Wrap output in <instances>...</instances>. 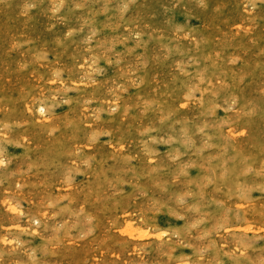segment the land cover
Wrapping results in <instances>:
<instances>
[{
    "label": "rangeland",
    "instance_id": "rangeland-1",
    "mask_svg": "<svg viewBox=\"0 0 264 264\" xmlns=\"http://www.w3.org/2000/svg\"><path fill=\"white\" fill-rule=\"evenodd\" d=\"M263 28L264 0H0V264H264Z\"/></svg>",
    "mask_w": 264,
    "mask_h": 264
},
{
    "label": "bare ground",
    "instance_id": "bare-ground-1",
    "mask_svg": "<svg viewBox=\"0 0 264 264\" xmlns=\"http://www.w3.org/2000/svg\"><path fill=\"white\" fill-rule=\"evenodd\" d=\"M211 1H212V0H211ZM217 1H218V0H216V2H217ZM211 3H212V2H211ZM221 3H222V2H221ZM223 4H224V3H223ZM214 5H216V4H214ZM223 8H224V7H223ZM46 9H47V8H46ZM216 10H217V9H216ZM224 10H225V9H224ZM239 10H240V9H239ZM223 12H224V11H223ZM236 12H237V11H236ZM241 12H242V11H241ZM205 13H206V12H205ZM210 13H211V12H210ZM210 13H209V14H210ZM229 13H231V12H229ZM242 13H243V12H242ZM216 14H217V13H216ZM236 14H237V13H236ZM9 15H10V14H9ZM219 15H221V14H219ZM219 15H218V17H219ZM243 15H244V14H243ZM207 17H208V15H207ZM212 18H213V17H212ZM234 18H235V17H234ZM206 19L208 20V18H206ZM241 19H242V18H241ZM243 19H244V18H243ZM211 20H212V19H211ZM210 26H211V24H210ZM213 29H215V28H212V30H213ZM263 29H264V28H263ZM213 31H214V30H213ZM263 31H264V30H263ZM209 33H211V31H210ZM215 33H216V32H215ZM263 33H264V32H263ZM209 35H211V34H209ZM233 38H234V37H233ZM236 38H237V37H236ZM236 42H237V41H236ZM244 43H245V42H244ZM228 51H229V50H228ZM252 53H253V52H252ZM19 54H20V53H19ZM248 54H249V53H248ZM20 55H21V54H20ZM252 55H253V54H252ZM0 58H1V57H0ZM6 58H7V57H6ZM246 58H247V57H246ZM248 58H249V56H248ZM3 59H4V58H3ZM7 59H8V58H7ZM1 60H2V59H1ZM1 60H0V62H1ZM250 60H251V59H250ZM248 62H249V60H248ZM0 64H1V63H0ZM5 65H6V64H5ZM7 65H8V64H7ZM4 67H5V66H4ZM13 67H14V66H13ZM4 70H6V69L4 68ZM4 72H5V71H4ZM4 78H5V77H4ZM5 79H6V78H5ZM15 81H16V80H15ZM0 82H1V81H0ZM1 83H2V82H1ZM3 83H4V81H3ZM19 83H20V82H19ZM21 83H23V82H21ZM21 83H20V84H21ZM17 85H18V84H17ZM20 92H21V90H20ZM4 110H5V108H4ZM35 111H36V110H35ZM38 111H39V110H38ZM38 111H37V112H38ZM1 113H2V112H1ZM37 114H38V113H37ZM36 118H37V116H36ZM36 118H35V119H36ZM36 120H37V119H36ZM130 120H131V119H130ZM128 122H129V121H128ZM128 124H129V123H128ZM35 127H37V126H35ZM41 129H42V128H41ZM38 130H39V129H38ZM33 132H34V131H33ZM29 135H30V134H29ZM31 135H32V134H31ZM38 135H39V134H38ZM39 136H40V135H39ZM63 137H64V136H63ZM39 138H40V137H39ZM31 139H32V138H31ZM31 139H30V140H31ZM33 139H34V138H33ZM41 139H43V138H41ZM44 139H45V138H44ZM44 139H43V140H44ZM45 140H46V139H45ZM36 141H37V140H36ZM34 142H35V141H34ZM43 142H44V141H43ZM31 143H33V140H32ZM37 143H38V141H37ZM43 144H44V143H43ZM48 145H49V144H48ZM34 146H36V145H34ZM39 146H41V145H39ZM36 152H37V151H36ZM37 154H38V153H37ZM37 154H36V155H37ZM34 155H35V154H34ZM34 155H33V156H34ZM40 155H41V154H40ZM35 157H37V156H35ZM42 159H43V158H42ZM37 161H38V160H37ZM71 161H72V160H71ZM46 172H47V171H46ZM46 172H45V173H46ZM46 175H47V174H46ZM53 177H54V176H53ZM48 178H49V177H48ZM52 179H53V178H52ZM57 182H58V181H57ZM54 183H55V182H54ZM52 185H53V184H52ZM45 190H46V189H45ZM0 201H1V200H0ZM165 203H166V201H165ZM163 204H164V203H163ZM154 205H155V204H154ZM150 206H151V205H150ZM152 206H153V205H152ZM0 209H1V208H0ZM95 210H96V209H95ZM95 210H94V211H95ZM0 213H1V212H0ZM42 216H43V215H42ZM0 218H1V217H0ZM41 220H42V219H41ZM45 221H46V220H45ZM50 221H52V220H49V221H47V222H49V224H50ZM103 223H104V222H103ZM152 241H153V240H152ZM152 244H153V242H152ZM161 245H162V244H161ZM150 247H151V246H150ZM160 247H161V246H160ZM152 248H153V246H152ZM158 248H159V247H158ZM158 248H157V250H158ZM162 248H163V247H162ZM164 248H165V246H164ZM159 249H160V248H159ZM161 250H162V249H161ZM158 252H159V251H158ZM42 264H43V263H42ZM232 264H233V263H232ZM235 264H236V263H235ZM259 264H260V263H259ZM262 264H263V263H262Z\"/></svg>",
    "mask_w": 264,
    "mask_h": 264
}]
</instances>
